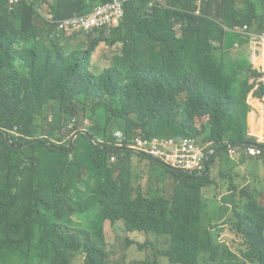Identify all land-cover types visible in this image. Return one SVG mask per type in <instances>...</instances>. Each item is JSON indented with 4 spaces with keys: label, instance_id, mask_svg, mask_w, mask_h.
<instances>
[{
    "label": "clouds",
    "instance_id": "9594fccd",
    "mask_svg": "<svg viewBox=\"0 0 264 264\" xmlns=\"http://www.w3.org/2000/svg\"><path fill=\"white\" fill-rule=\"evenodd\" d=\"M12 1L10 10L21 0ZM26 1L29 30L67 54L86 50L96 31L110 36L124 22L128 4L139 3L95 1L88 11L59 19L52 11L56 0ZM155 8L180 13L171 19L176 52L165 67L153 69L173 76L156 87L161 108L150 107L149 93L128 97L94 132L85 114L64 113L56 126L55 110L47 105L35 128L51 148L68 152L79 132L91 130L94 160H102L101 166L77 172L76 182L99 192L107 201L105 212L114 216L102 223L105 264H259L264 260V0H190L180 7L147 0L143 12L152 16ZM231 14L237 21L226 18ZM120 49L101 42L90 55L89 70L99 77L110 64L105 54L113 57ZM214 83L222 88V99H214L211 109H191V94ZM52 160H36L29 148V211L43 201L51 173L64 174L56 161L48 165ZM109 233L118 247L109 248ZM77 256L84 264L80 251L70 264Z\"/></svg>",
    "mask_w": 264,
    "mask_h": 264
},
{
    "label": "trees",
    "instance_id": "16d2710c",
    "mask_svg": "<svg viewBox=\"0 0 264 264\" xmlns=\"http://www.w3.org/2000/svg\"><path fill=\"white\" fill-rule=\"evenodd\" d=\"M0 1V264H70L79 251L86 255L84 264H105L102 223L114 216L105 212L107 201L99 192L82 189L76 182L77 172L91 173L101 166L102 160H94L91 130L79 132L76 141L90 140V155L83 159L76 144L72 152L51 148L35 125L47 105L55 110L56 126L64 113L85 114L94 122V132L109 110L124 106L128 97L149 93L150 107L160 109L154 94L161 90L156 87L173 76L157 75L153 69L165 67L166 58L176 52L171 19L180 13L155 8L147 16L143 12L147 0L132 2L124 22L110 36L105 30L96 31L86 50L67 54L55 41L48 44L36 30H29L28 1L21 0L13 10L9 0ZM95 1L101 0H56L52 11L63 19L88 11ZM189 1L168 3L180 7ZM226 18L237 21L234 14ZM101 42L121 49L113 57L111 52L105 54L110 64L96 77L89 62ZM222 97V88L214 83L202 94H191L190 107L211 109L214 99ZM29 148L36 160L53 159L49 166L56 161L64 169V174L51 173L43 201L30 211ZM90 208L93 220L88 217Z\"/></svg>",
    "mask_w": 264,
    "mask_h": 264
},
{
    "label": "rangeland",
    "instance_id": "374dc122",
    "mask_svg": "<svg viewBox=\"0 0 264 264\" xmlns=\"http://www.w3.org/2000/svg\"><path fill=\"white\" fill-rule=\"evenodd\" d=\"M0 5H3V1H0ZM98 71V70H97ZM76 146H78V149H79V154L81 155V157L83 158V159H85V158H87L89 155H90V149H91V144H90V142H89V140L87 139V140H85V143L84 144H80V143H77L76 144ZM55 156V155H54ZM58 170V165H55V171H57ZM114 232V231H113ZM113 235H114V233H112V235H111V233H109V239H108V241H109V245H110V247L109 248H111V247H113V246H115V247H118V244H113V240H114V238H113ZM113 251H114V249H112V250H109V254H108V258L112 261L113 259H115V256H114V254H113ZM80 262H81V257L80 256H77V258L75 259V264H80Z\"/></svg>",
    "mask_w": 264,
    "mask_h": 264
},
{
    "label": "built area",
    "instance_id": "2783aa9c",
    "mask_svg": "<svg viewBox=\"0 0 264 264\" xmlns=\"http://www.w3.org/2000/svg\"><path fill=\"white\" fill-rule=\"evenodd\" d=\"M16 1H18V0H13L12 2H16Z\"/></svg>",
    "mask_w": 264,
    "mask_h": 264
},
{
    "label": "crops",
    "instance_id": "0c3cea01",
    "mask_svg": "<svg viewBox=\"0 0 264 264\" xmlns=\"http://www.w3.org/2000/svg\"><path fill=\"white\" fill-rule=\"evenodd\" d=\"M263 116V114H261V117Z\"/></svg>",
    "mask_w": 264,
    "mask_h": 264
}]
</instances>
